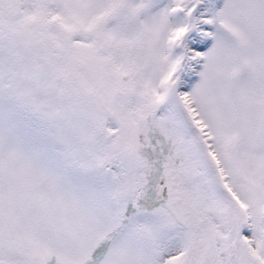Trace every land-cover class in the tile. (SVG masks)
<instances>
[{
  "label": "snow or ice",
  "instance_id": "obj_1",
  "mask_svg": "<svg viewBox=\"0 0 264 264\" xmlns=\"http://www.w3.org/2000/svg\"><path fill=\"white\" fill-rule=\"evenodd\" d=\"M0 264H264V0H0Z\"/></svg>",
  "mask_w": 264,
  "mask_h": 264
}]
</instances>
